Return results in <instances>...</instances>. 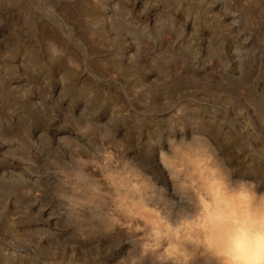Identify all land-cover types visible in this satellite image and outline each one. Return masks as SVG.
I'll list each match as a JSON object with an SVG mask.
<instances>
[{"label": "rangeland", "instance_id": "374dc122", "mask_svg": "<svg viewBox=\"0 0 264 264\" xmlns=\"http://www.w3.org/2000/svg\"><path fill=\"white\" fill-rule=\"evenodd\" d=\"M184 151L264 189V0H0V264L148 263L120 182Z\"/></svg>", "mask_w": 264, "mask_h": 264}, {"label": "bare ground", "instance_id": "6f19581e", "mask_svg": "<svg viewBox=\"0 0 264 264\" xmlns=\"http://www.w3.org/2000/svg\"><path fill=\"white\" fill-rule=\"evenodd\" d=\"M193 155L184 151L167 159L175 167L178 165L175 159L181 158L179 163L187 161L192 164V170L188 167L181 172L170 166L173 170L151 173L149 178L143 179L142 174H137L139 177L131 182L124 179L120 182L125 187L120 203L126 204L123 211L130 217L124 213L129 219L128 225L123 218L117 220L119 230H131L137 239L145 232V241L139 239L140 245L138 241L135 245L139 246L140 256L147 257L146 264H264V189L252 186L250 181H230V176L216 167L219 160L216 165L212 164L216 170H206L203 163L197 164ZM124 172L119 174L125 175ZM128 172L127 176L131 173ZM158 180L163 181L164 187L158 186ZM167 194L168 202H164ZM194 195L200 201L197 209L190 206ZM173 203L178 206L176 212L170 210ZM121 204L117 211L122 213Z\"/></svg>", "mask_w": 264, "mask_h": 264}]
</instances>
